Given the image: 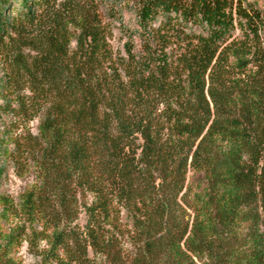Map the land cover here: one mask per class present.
I'll use <instances>...</instances> for the list:
<instances>
[{"label": "trees", "instance_id": "obj_1", "mask_svg": "<svg viewBox=\"0 0 264 264\" xmlns=\"http://www.w3.org/2000/svg\"><path fill=\"white\" fill-rule=\"evenodd\" d=\"M74 1L0 0V264H264V9L132 0L123 57Z\"/></svg>", "mask_w": 264, "mask_h": 264}, {"label": "rangeland", "instance_id": "obj_2", "mask_svg": "<svg viewBox=\"0 0 264 264\" xmlns=\"http://www.w3.org/2000/svg\"><path fill=\"white\" fill-rule=\"evenodd\" d=\"M93 0H75L71 5L72 8L76 9V7L86 6L91 3ZM98 8V15L100 16L102 23L105 25L107 30V39L110 43V46L113 49L115 55L120 56H127L126 51V42L128 41L129 37L124 32V28L135 25V19L133 14L132 8V0H95ZM255 1L260 7L264 9V0H253ZM133 50L134 52H141L142 51V44L141 40L138 37H134L132 41ZM75 42H72L71 47L74 48ZM5 75V66L1 61L0 56V80ZM4 99L0 95V136L2 131L5 129V124L8 123L12 116L9 113H6L3 109ZM40 117H37L30 122L27 123L26 126L30 128V130L37 134L38 132V124H39ZM22 127L15 128L16 132H21ZM190 179H193V174L190 173ZM194 179H199L198 176H194ZM36 181V175L33 170L26 173L23 176H19L16 174L12 163H7V172L3 178L1 191L2 193L9 195L13 198L16 202L20 201L21 194L25 192L26 189L31 187ZM123 222H127L125 215H123ZM80 226H83L86 222V215L82 211L79 214V217L76 221ZM11 221L4 222L3 225L5 227H9ZM248 223L243 224V230H247ZM46 242L42 241L40 243V248H45ZM127 247L130 248L129 245ZM17 256L21 259L22 264H32L36 257H34L28 251L27 243H24L17 251ZM91 257H94L90 254ZM100 258L96 257L94 260V264L100 263Z\"/></svg>", "mask_w": 264, "mask_h": 264}]
</instances>
